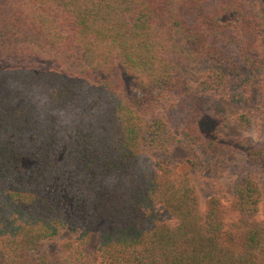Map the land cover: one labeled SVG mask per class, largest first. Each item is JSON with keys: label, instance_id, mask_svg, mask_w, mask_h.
<instances>
[{"label": "trees", "instance_id": "1", "mask_svg": "<svg viewBox=\"0 0 264 264\" xmlns=\"http://www.w3.org/2000/svg\"><path fill=\"white\" fill-rule=\"evenodd\" d=\"M256 1L0 0V264H264V140L234 166L231 197L204 204L189 172L147 150L190 144L207 176L244 154L216 130L249 117L213 97L220 71L195 87L190 68L227 66L230 84L264 72Z\"/></svg>", "mask_w": 264, "mask_h": 264}, {"label": "rangeland", "instance_id": "2", "mask_svg": "<svg viewBox=\"0 0 264 264\" xmlns=\"http://www.w3.org/2000/svg\"><path fill=\"white\" fill-rule=\"evenodd\" d=\"M256 7L257 12L261 16L264 23V1H256L253 3ZM226 16H224L225 18ZM223 18V19H224ZM193 74V84L195 87L200 86V82L205 76H215L211 73L214 71H220V77L224 78L223 81L218 80L214 85L217 88L214 89L213 97L221 102L227 110L230 116H237L241 114H246L249 117V122L244 125H239L237 122H233L228 126H219L216 130L217 135H219L222 141L233 145L234 147L242 146L244 147V154L238 152V150H233L226 158L225 163L221 169L211 176H207L205 172L201 169H193V165L190 160H196L200 162L201 159L197 152L187 143H174L172 151L166 153L164 149L157 147L154 142L149 143L147 147L150 158L155 162H160L164 164L172 165L178 172H189L192 175L194 185L201 199V203L204 204L206 198L213 194L224 195L226 198L231 197L232 185L235 178V165L242 163L247 159L248 151L254 147V145L259 144L264 140V130L262 124V115L264 113V72L259 70L249 71L244 69L243 72L247 73L248 76L243 81L229 83L228 77H230V72L227 66L221 64L214 65H199L195 64L190 68ZM210 71V72H208ZM205 73V74H204ZM209 73V74H208ZM221 73L223 75H221ZM219 82V84H217ZM140 84L136 83L132 75L126 74L124 78V91H128L132 94L134 91L139 89ZM238 85L234 92L233 86ZM167 102L166 97L160 99L161 104ZM205 116L202 120L203 125L211 131L217 119L211 117L206 120ZM170 126H168L169 128ZM174 134L177 133L175 128L170 129ZM209 132V133H210ZM172 139L173 137H168ZM166 141H164L165 143ZM27 160L22 161V171L28 167ZM256 171V168H254ZM263 171V170H262ZM262 171L254 172V177H259ZM203 206V205H202ZM262 217V215H260ZM74 234L63 231L61 235L53 240H49L45 243L44 249L47 252L53 253L59 250V241L61 239L71 240ZM62 241V240H61ZM64 242V241H63ZM97 246V239L92 235L87 244L82 249L83 254L89 255L94 258L95 249Z\"/></svg>", "mask_w": 264, "mask_h": 264}]
</instances>
